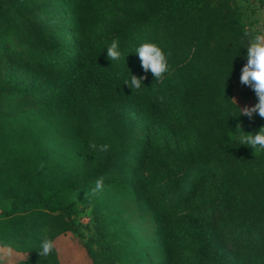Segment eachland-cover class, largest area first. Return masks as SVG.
Here are the masks:
<instances>
[{"label": "trees", "instance_id": "1", "mask_svg": "<svg viewBox=\"0 0 264 264\" xmlns=\"http://www.w3.org/2000/svg\"><path fill=\"white\" fill-rule=\"evenodd\" d=\"M254 35L239 0H0V250L59 264L40 241L85 229L90 264H264V152L234 136L264 126L234 116Z\"/></svg>", "mask_w": 264, "mask_h": 264}, {"label": "clouds", "instance_id": "2", "mask_svg": "<svg viewBox=\"0 0 264 264\" xmlns=\"http://www.w3.org/2000/svg\"><path fill=\"white\" fill-rule=\"evenodd\" d=\"M246 35H250L246 33ZM246 64L243 65L240 72V82L249 86L258 98L257 103L252 106H245L240 108L235 103L239 114L234 115L239 117L241 115L247 116L249 119L253 118L254 114L264 117V36L259 34L251 36L248 44L246 45ZM130 52H134L140 59V64L147 74L150 70L155 79H159L162 74L169 71L168 55L163 48L155 42H143L139 44L134 51H129L125 55L120 47L118 38H114L109 45L106 46L107 58L111 62L125 60ZM232 68V67H231ZM231 71V70H230ZM145 76H137L131 73L124 78L123 83L126 84L131 90H139L144 85ZM239 134L234 132L235 139L239 146L245 145L250 147L254 154L264 152V126H261L258 131L245 132L239 125ZM95 147V145H93ZM107 145H104L102 150H106ZM104 187L103 178H99L95 182V188L102 190ZM54 249V244L51 239L44 238L40 241L39 254L41 256H49Z\"/></svg>", "mask_w": 264, "mask_h": 264}, {"label": "rangeland", "instance_id": "3", "mask_svg": "<svg viewBox=\"0 0 264 264\" xmlns=\"http://www.w3.org/2000/svg\"><path fill=\"white\" fill-rule=\"evenodd\" d=\"M239 4L243 9L244 22L249 26L256 35L264 34V16L262 12L263 4H260V0H239ZM234 97L233 100L239 105L240 108L245 106H252L257 103L258 98L255 95V92L249 86H243L238 81L234 82ZM249 150H253L248 147ZM81 199H74V203L77 208L83 209L78 212L77 221L80 222L83 226L90 224V227L94 226L92 216L90 214V207H85V202H82ZM123 218H126L127 215H131L132 210H126ZM133 225L137 226V222L133 221ZM136 230V229H135ZM82 237L75 236L70 233H65L59 235L55 241L54 245L58 252V261L59 264H90L86 256V252L83 248V242L89 237L87 230H81ZM19 259L17 255L11 252L8 249L0 250V264H18Z\"/></svg>", "mask_w": 264, "mask_h": 264}, {"label": "crops", "instance_id": "4", "mask_svg": "<svg viewBox=\"0 0 264 264\" xmlns=\"http://www.w3.org/2000/svg\"><path fill=\"white\" fill-rule=\"evenodd\" d=\"M263 1H264V0H263ZM261 7H262L263 16H264V4H263V6H261ZM262 36H264V34H263Z\"/></svg>", "mask_w": 264, "mask_h": 264}]
</instances>
